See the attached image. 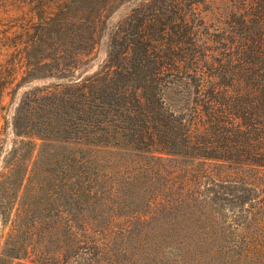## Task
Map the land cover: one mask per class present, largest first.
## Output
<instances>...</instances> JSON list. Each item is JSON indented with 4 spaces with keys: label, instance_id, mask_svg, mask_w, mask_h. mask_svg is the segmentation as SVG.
<instances>
[{
    "label": "trees",
    "instance_id": "1",
    "mask_svg": "<svg viewBox=\"0 0 264 264\" xmlns=\"http://www.w3.org/2000/svg\"><path fill=\"white\" fill-rule=\"evenodd\" d=\"M177 9L115 33L110 72L35 100V125L17 109L15 132L40 145L7 163L0 264H264V192L226 207L195 168H264V0L214 30L216 56ZM172 79L190 88L186 114L161 104Z\"/></svg>",
    "mask_w": 264,
    "mask_h": 264
},
{
    "label": "rangeland",
    "instance_id": "2",
    "mask_svg": "<svg viewBox=\"0 0 264 264\" xmlns=\"http://www.w3.org/2000/svg\"><path fill=\"white\" fill-rule=\"evenodd\" d=\"M174 2L175 9L172 0H0L1 188L7 184L11 173L10 167L6 168L7 163L15 161L22 153L28 159V150L33 147L31 165L40 145L28 137L26 131L15 132L13 123L17 109H22L23 126L35 125V100L73 91L75 86L85 84L96 75L109 73L112 57L120 51L111 48L119 30L135 26L146 17L164 21L165 16L176 15L179 8L200 40L212 49V56H216L219 46L207 40L213 39L214 30L222 33L236 27L238 15L244 11L243 0ZM46 18L51 20L44 21ZM177 32L184 34L185 31ZM172 81L160 88L161 104L175 115L186 114L191 102L190 88L184 80ZM195 168L211 174L209 182H205L208 188L204 193L226 207L262 198L264 168L213 162L199 163ZM23 192L19 190L11 214L25 200ZM8 228V223L0 220V248ZM31 254L27 252L25 258L13 259L9 264H34ZM67 264L87 263L79 255Z\"/></svg>",
    "mask_w": 264,
    "mask_h": 264
}]
</instances>
